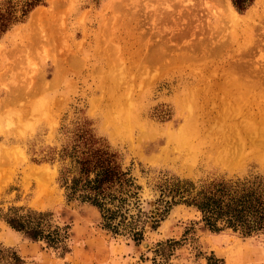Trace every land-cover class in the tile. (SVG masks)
Listing matches in <instances>:
<instances>
[{"label":"rangeland","instance_id":"obj_1","mask_svg":"<svg viewBox=\"0 0 264 264\" xmlns=\"http://www.w3.org/2000/svg\"><path fill=\"white\" fill-rule=\"evenodd\" d=\"M24 1L0 0V11ZM226 1L43 0L0 36V247L24 264H207L211 254L264 264V234L212 233L184 205L141 243L113 236L94 208L66 201L59 163L43 162L86 122L146 202L160 174L198 184L264 173V5L235 11L236 24ZM11 207L69 224L67 252L11 230L1 217ZM168 241L180 245L162 260Z\"/></svg>","mask_w":264,"mask_h":264},{"label":"trees","instance_id":"obj_2","mask_svg":"<svg viewBox=\"0 0 264 264\" xmlns=\"http://www.w3.org/2000/svg\"><path fill=\"white\" fill-rule=\"evenodd\" d=\"M230 2L241 14L255 0ZM42 4L43 0H25L18 9L8 2V8L0 11V36L22 23ZM43 162L59 163L57 182L66 201L94 208L99 214L100 228L113 236L141 243L147 228L155 229L176 205L195 209L200 215L199 222L212 233L230 230L242 237L264 234V173L215 177L198 184L160 174L152 186L158 197L146 202L140 196L142 186L131 168L124 167L121 154L98 137L92 125L86 122L74 130L57 157L49 156ZM1 217L11 230L26 238L44 242L60 253L67 252L70 225L55 224L52 214L11 207ZM178 245L179 241L158 245L156 254L165 260L166 252ZM206 260L207 264L221 262L213 254ZM0 264H24V261L14 250L0 247ZM154 264H157L155 260Z\"/></svg>","mask_w":264,"mask_h":264},{"label":"bare ground","instance_id":"obj_3","mask_svg":"<svg viewBox=\"0 0 264 264\" xmlns=\"http://www.w3.org/2000/svg\"><path fill=\"white\" fill-rule=\"evenodd\" d=\"M258 2L260 3V4H263L264 5V0H258ZM225 4H226V7L224 8V9H227V10H225V11H227L228 13V16H229V18L231 19V21L233 22V23H236L237 21H239L238 20V18H237V14H236V12H235V10L233 9V7L231 6V4H230V2L227 0L226 2H225ZM52 10H53V8H52ZM37 12V11H36ZM36 12H34V14H33V16H32V18L33 17H36V15L35 14H37ZM39 12V11H38ZM41 12V11H40ZM38 13V15L39 14H41V13ZM37 15V17L36 18H34V21H37L38 20V18H41L42 16V14L40 15L41 17H39ZM44 15V14H43ZM43 18V17H42ZM37 19V20H36ZM47 19V18H46ZM250 19H248V21H249ZM236 21V22H235ZM31 24L33 23V21L31 20V22H30ZM37 23V22H36ZM238 23V22H237ZM236 23V24H237ZM33 24H35V23H33ZM33 26V25H32ZM35 28V27H34ZM32 30V29H31ZM123 118H125L124 120H125V126L126 127H128V123H131V122H133V121H135V119H133V118H128V117H123ZM128 120L130 121V122H128ZM186 140H190V138H189V136H187L186 135V137L185 138H182V139H179L178 141H180V142H182V143H184V142H186ZM175 142V141H174Z\"/></svg>","mask_w":264,"mask_h":264}]
</instances>
